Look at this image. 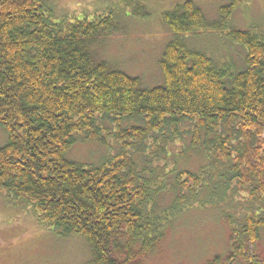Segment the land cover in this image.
<instances>
[{
    "label": "trees",
    "instance_id": "16d2710c",
    "mask_svg": "<svg viewBox=\"0 0 264 264\" xmlns=\"http://www.w3.org/2000/svg\"><path fill=\"white\" fill-rule=\"evenodd\" d=\"M240 1L214 19L194 0L163 11V80L145 85L96 52L122 18L150 16L145 0L95 17L0 0V194L84 238L93 264H149L176 217L213 205L229 242L207 264H264V30L230 26ZM202 31L241 46V64L191 46ZM79 142L104 153L75 158ZM190 152L196 169L182 165Z\"/></svg>",
    "mask_w": 264,
    "mask_h": 264
},
{
    "label": "rangeland",
    "instance_id": "374dc122",
    "mask_svg": "<svg viewBox=\"0 0 264 264\" xmlns=\"http://www.w3.org/2000/svg\"><path fill=\"white\" fill-rule=\"evenodd\" d=\"M62 15L89 17L104 14L116 0H53ZM151 14L146 18L124 17L121 29L103 39L96 48L98 56L113 66L141 78L143 84L154 85L163 80L159 59L171 32L162 21V12L184 0H145ZM209 19L218 14L219 6L230 0H194ZM235 29L264 30V0H241L230 19ZM195 46L217 60L233 59L241 64L243 48L233 44L225 34L202 31L187 38ZM107 61V62H108ZM6 133L0 129V143ZM179 149L181 144H178ZM104 153L99 144L77 143L71 155L78 159ZM94 159V160H95ZM200 158L193 152L182 162L196 169ZM229 229L216 206L194 207L173 220L164 238L147 255L149 264H207L213 256L228 248ZM264 253V231L259 244ZM0 264H93L92 254L82 237H61L42 226L26 207L13 204L0 194ZM236 264H246L244 260Z\"/></svg>",
    "mask_w": 264,
    "mask_h": 264
}]
</instances>
